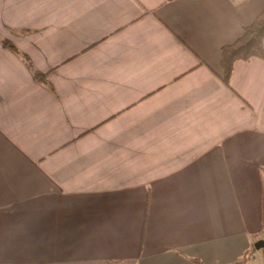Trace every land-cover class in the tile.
<instances>
[{
  "label": "crops",
  "instance_id": "obj_1",
  "mask_svg": "<svg viewBox=\"0 0 264 264\" xmlns=\"http://www.w3.org/2000/svg\"><path fill=\"white\" fill-rule=\"evenodd\" d=\"M263 9L0 0V264L237 263L262 230L264 58L226 84L221 48Z\"/></svg>",
  "mask_w": 264,
  "mask_h": 264
},
{
  "label": "trees",
  "instance_id": "obj_2",
  "mask_svg": "<svg viewBox=\"0 0 264 264\" xmlns=\"http://www.w3.org/2000/svg\"><path fill=\"white\" fill-rule=\"evenodd\" d=\"M253 57L264 58V9L256 18L244 28L243 34L235 41L225 44L221 48V68L222 77L226 84L230 80L234 71L235 64L238 60H249ZM39 75V74H37ZM262 230L257 235L256 240L264 237V167L262 168ZM254 244L245 251L242 258L235 264H246L256 252ZM264 251V248H262ZM122 264L123 261H116Z\"/></svg>",
  "mask_w": 264,
  "mask_h": 264
},
{
  "label": "water",
  "instance_id": "obj_3",
  "mask_svg": "<svg viewBox=\"0 0 264 264\" xmlns=\"http://www.w3.org/2000/svg\"><path fill=\"white\" fill-rule=\"evenodd\" d=\"M255 247H256L257 249H262V248H264V238H261V239L257 240V241L255 242Z\"/></svg>",
  "mask_w": 264,
  "mask_h": 264
}]
</instances>
